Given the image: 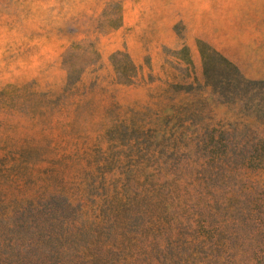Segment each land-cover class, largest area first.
I'll return each instance as SVG.
<instances>
[{
	"label": "rangeland",
	"instance_id": "rangeland-1",
	"mask_svg": "<svg viewBox=\"0 0 264 264\" xmlns=\"http://www.w3.org/2000/svg\"><path fill=\"white\" fill-rule=\"evenodd\" d=\"M0 264H264V0H0Z\"/></svg>",
	"mask_w": 264,
	"mask_h": 264
}]
</instances>
